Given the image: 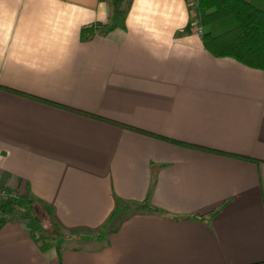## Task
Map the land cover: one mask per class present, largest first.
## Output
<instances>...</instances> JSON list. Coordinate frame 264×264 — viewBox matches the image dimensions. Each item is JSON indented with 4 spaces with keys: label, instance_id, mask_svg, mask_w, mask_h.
<instances>
[{
    "label": "crops",
    "instance_id": "1",
    "mask_svg": "<svg viewBox=\"0 0 264 264\" xmlns=\"http://www.w3.org/2000/svg\"><path fill=\"white\" fill-rule=\"evenodd\" d=\"M112 2L0 0V188L66 236L11 217L0 264H264V70L211 54L194 0L102 29Z\"/></svg>",
    "mask_w": 264,
    "mask_h": 264
},
{
    "label": "trees",
    "instance_id": "2",
    "mask_svg": "<svg viewBox=\"0 0 264 264\" xmlns=\"http://www.w3.org/2000/svg\"><path fill=\"white\" fill-rule=\"evenodd\" d=\"M131 2L132 0H113V24L97 26L106 30L122 26ZM193 10L197 16L198 24L204 29V45L211 54L216 57H231L248 67L264 70V0H194ZM93 36L94 30L92 28L82 29L83 39L88 40ZM96 118L118 124L124 128L160 137L154 133L105 118L98 116ZM6 190L13 191L11 189ZM14 192L16 196L0 202V225L11 221V217L22 220L34 237L38 234L37 239L42 241L44 249L51 245L52 239L66 237L54 221L53 229L43 227L41 218L30 212L35 205V201L29 195L21 197L16 191ZM21 201L25 202V213L19 214L18 209L23 208L20 206ZM43 209L52 219L51 209L46 206H43ZM141 211L158 212V209L154 208L149 202L140 205L120 206L118 213L114 215L116 217L114 221L116 220L117 224Z\"/></svg>",
    "mask_w": 264,
    "mask_h": 264
},
{
    "label": "rangeland",
    "instance_id": "3",
    "mask_svg": "<svg viewBox=\"0 0 264 264\" xmlns=\"http://www.w3.org/2000/svg\"><path fill=\"white\" fill-rule=\"evenodd\" d=\"M20 206L23 207V208H19L18 209V213L19 214L25 213V209H24L25 202L24 201H21ZM30 212L38 215L41 218V220H42L41 222H42L43 227H45L47 229H53L54 222L51 219V217L46 214V211H44L42 205H37L35 203V205L33 206V209H31ZM115 221H114V223H113L112 226H114L116 224Z\"/></svg>",
    "mask_w": 264,
    "mask_h": 264
},
{
    "label": "built area",
    "instance_id": "4",
    "mask_svg": "<svg viewBox=\"0 0 264 264\" xmlns=\"http://www.w3.org/2000/svg\"><path fill=\"white\" fill-rule=\"evenodd\" d=\"M194 16H195V19H196V30H197V32H198L200 35H203V34H204V29H203L202 26H200V25L198 24L196 14H194ZM12 196H13V197L16 196V193H15L14 191H7L6 188H0V202H1L2 200H5V199H7V198H9V197H12Z\"/></svg>",
    "mask_w": 264,
    "mask_h": 264
}]
</instances>
